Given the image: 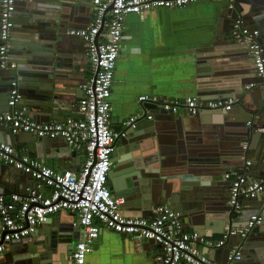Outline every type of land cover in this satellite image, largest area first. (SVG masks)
Wrapping results in <instances>:
<instances>
[{
  "label": "water",
  "instance_id": "obj_1",
  "mask_svg": "<svg viewBox=\"0 0 264 264\" xmlns=\"http://www.w3.org/2000/svg\"><path fill=\"white\" fill-rule=\"evenodd\" d=\"M40 1L37 3V0H24L22 3L36 5L26 8L22 21L15 20L9 40L8 58L10 64H16V69L0 67V114L9 109L10 83L17 79L23 99L29 104V115L34 121L63 122L69 117L67 112L79 109L82 99L80 86L87 82L85 72L88 68L87 61L83 63L87 60L88 42L68 35V30L88 27L90 21L84 22L81 17L86 14L91 16L94 11L93 0ZM233 4V10L227 9L232 25L241 17L246 25L260 27L261 43L264 45V0H234ZM231 40L233 41L232 38ZM236 44L229 48L232 47L233 52L245 51L250 56L256 79L254 58L250 49ZM209 49H200L197 52L203 58L200 64L207 71L218 64L225 48L213 46ZM222 76L217 73L210 80L198 84V89H203L196 94L198 103L202 105L198 115L212 111L222 116L208 123L202 121L204 129L200 131L203 132L198 134L199 128L196 132L198 136L204 133L201 142L194 143L196 138H193L184 145L187 140L185 136L197 128L198 115L192 117L183 108V117L166 112L169 120L163 125L158 123L155 115L151 130L155 137L154 143L146 136L148 132L138 128L130 130L127 138L118 143L113 154L109 187L115 197L125 199L122 211L125 210L127 217L153 219V210L160 204H167L181 213L182 221L192 218L193 223L199 225L205 219H212L223 226L231 213L228 206L231 182L226 176L236 172L249 160L253 161L249 169L260 170V176L264 175V87L261 89L263 92L258 90L250 93L249 90H244L246 78L223 80ZM58 84L62 87L57 86ZM243 95L247 98L246 101ZM229 98H234V111L205 108L209 102L217 101L215 99ZM145 108L150 107L146 105ZM155 109V114L165 112L158 109L157 105ZM162 132L169 133L176 141L180 140L178 144L182 153L185 152L184 149L187 153L180 154L177 160L165 158L171 154V150L164 147L166 139H163ZM155 133H159L157 138ZM12 137L14 145L26 146L29 154H42L43 149L53 150L63 141L38 139L26 133ZM168 138L167 142H172L171 137ZM35 157L43 162L48 159L46 156ZM186 167L189 168L188 171L185 170ZM199 169H206L207 173H200ZM25 178L34 182L31 175L0 161V194H25L20 188ZM250 203L264 206L260 200H252ZM64 215L71 220L63 223ZM253 217H248L246 224ZM73 221L74 216L67 211L49 218L38 227L34 235L7 244L4 255H0V264L11 257L13 264H73V250L80 240L78 232L72 226ZM198 229L202 230L199 227ZM136 240L142 246L159 247L154 240ZM233 240H236L235 246H239L243 253L238 264H264V221L251 231L247 239L231 238L225 247L214 249L223 250L225 260L222 264L226 263L233 248ZM252 249L256 250L254 255L250 252ZM207 252L211 255L213 250Z\"/></svg>",
  "mask_w": 264,
  "mask_h": 264
},
{
  "label": "built area",
  "instance_id": "obj_2",
  "mask_svg": "<svg viewBox=\"0 0 264 264\" xmlns=\"http://www.w3.org/2000/svg\"><path fill=\"white\" fill-rule=\"evenodd\" d=\"M202 0H93L94 17L86 29H70L68 35L88 42L86 55L92 78L80 86L81 117H69L63 122L38 123L28 108L20 106L24 95L19 81L10 83L9 109L0 114V133L11 136L22 133L38 139L63 140L74 152L84 155V162L76 172L55 170L32 157L27 148L10 144L0 138V161L34 179L25 194H0V255L7 244L34 235L49 218L67 211L74 216L73 228H80L83 237L73 250V264H90L89 247L99 238L101 228L134 239L154 240L161 248L157 264H215L209 258L210 250L221 249L231 238L245 240L251 231L264 221V210L254 216L243 230L226 229L219 239L212 240L198 232L184 229L181 213L167 204L154 210V218L127 217L122 211L123 197H115L109 188V174L113 168V154L118 143L137 127L139 116H130L121 130L112 126V91L115 72L125 33L126 18L160 9H183ZM24 0H1L0 60L2 69H16L8 58L9 40L15 27V12ZM234 0H228V10L234 9ZM261 32L245 24L240 17L233 22L231 38L238 45L250 49L254 58L256 79L246 88L264 85V45ZM233 99L209 102L205 108L230 111ZM138 103L157 105L165 112L178 114L186 109L192 116L198 114L201 104L196 97L183 102H170L152 96H141ZM153 118L152 114L147 117ZM27 151V152H26ZM251 162L227 175L230 180V201L233 215L240 214L244 202L260 200L264 203V175L252 177ZM243 253L239 246L230 251L225 264H238Z\"/></svg>",
  "mask_w": 264,
  "mask_h": 264
},
{
  "label": "crops",
  "instance_id": "obj_3",
  "mask_svg": "<svg viewBox=\"0 0 264 264\" xmlns=\"http://www.w3.org/2000/svg\"><path fill=\"white\" fill-rule=\"evenodd\" d=\"M29 2L17 5L15 12L16 22L23 20V12L26 8L36 5ZM40 2V0H37V3ZM227 7L228 0H202L183 9H160L148 12L143 16L132 14L126 18L122 49L117 63L111 97L112 126L115 130H121L123 122L130 116H139L135 129L138 128L148 132L149 134L146 136H149L152 143H154L155 137L151 134V130H153L152 123L155 120V115L159 120L158 123L161 125L168 123L169 115L166 112L155 114L157 110L154 104L138 103V98L141 96H152L170 102H183L189 97L197 98V92L203 91V89H198V84L202 81L210 80L211 76L217 73L223 75V80L238 77L241 79L246 78L245 91L249 90L250 93H253L259 90L263 92L261 89L264 85H258L252 89L246 88L250 83L255 81L253 63L250 56L245 51L238 50V52H233L234 49L232 47L229 48L230 45L236 43L234 40H231L232 23L228 19ZM93 17L94 11L89 17L87 14L83 15L81 20L84 22L90 21L91 23ZM247 26L260 30L262 34L260 27ZM213 46L225 49L221 52L218 64L212 67V70L207 71L206 67L200 64L203 58L197 52L205 48H210L209 50H211ZM230 59L233 60L231 61ZM86 61L88 68L85 75L88 81L92 78V71L90 70L88 57L83 63ZM73 78L75 79L76 77ZM57 86L62 87L59 84ZM242 97L246 101L245 95ZM146 105H149L150 108L146 109ZM20 106L28 108L30 112L29 104L25 103V99H23ZM183 110L181 109L176 116L183 117ZM230 111H234V108ZM236 113L239 115L240 112L237 110ZM66 114L69 117H81L79 111H69ZM150 114L153 116L151 120L147 118ZM218 117L222 116L214 114L212 111L199 114L196 121L197 128L185 136L187 140L184 142V145L189 140H193V138H196L194 143L196 141L201 142L204 133L198 136L196 134L198 128V134H200L203 132L200 130L204 129L203 122L208 123ZM155 134L157 138L159 133ZM162 134L163 139H166L164 147L167 148L166 150H171V154L165 156V158H176L177 160L180 154L185 155L187 153L186 149L182 153L178 144L180 140L176 141L169 133L162 132ZM168 137H171L172 142H167L169 141ZM0 138L10 144H14L13 137L6 132L0 133ZM14 140L17 142L15 138ZM19 146L24 147V149L26 148L23 145ZM30 155L32 157H48L44 163L59 171L72 170L76 172L84 162V155L70 150L63 141L53 150L43 149L42 154L32 153ZM36 159L41 160L39 158ZM249 161L253 162L252 160ZM185 170L188 171L189 168L186 167ZM198 171L200 173H207L206 169H199ZM248 173L252 177H259L262 171L249 169ZM22 181L20 186L21 191L27 192L28 188L32 187L33 182L26 178ZM263 210L264 206H257V204L247 201L243 203L240 214L233 215L230 213L229 217L227 216L229 221L226 219V223L223 226L219 221L212 219H205L203 224L199 223V225H195L192 218L183 221V225L187 232H198L208 239L216 240L222 236L226 229H245L248 225V223L246 224L247 218L253 217ZM151 216H153V213H151ZM62 220L63 223H66L71 219L64 215ZM198 227L202 228V230L198 229ZM74 229L78 232V238L81 239L83 231L80 228ZM231 244L234 247L236 240L231 241ZM255 251L252 249L250 252L254 255ZM160 254V247L142 246L132 237L120 235L102 227L98 240L89 247L88 261L90 264H157ZM16 256H13V258H16ZM209 258L215 264H222L225 260V255L223 250H213L212 254H209ZM13 263L12 257L2 262V264Z\"/></svg>",
  "mask_w": 264,
  "mask_h": 264
},
{
  "label": "flooded vegetation",
  "instance_id": "obj_4",
  "mask_svg": "<svg viewBox=\"0 0 264 264\" xmlns=\"http://www.w3.org/2000/svg\"><path fill=\"white\" fill-rule=\"evenodd\" d=\"M118 145H119V144H118ZM118 145H117V146H118ZM116 148H117V147H116Z\"/></svg>",
  "mask_w": 264,
  "mask_h": 264
},
{
  "label": "rangeland",
  "instance_id": "obj_5",
  "mask_svg": "<svg viewBox=\"0 0 264 264\" xmlns=\"http://www.w3.org/2000/svg\"><path fill=\"white\" fill-rule=\"evenodd\" d=\"M110 188V187H109ZM110 190H111V188H110Z\"/></svg>",
  "mask_w": 264,
  "mask_h": 264
}]
</instances>
